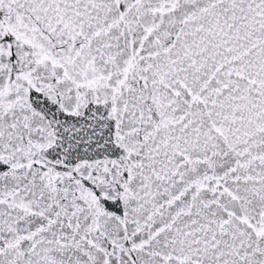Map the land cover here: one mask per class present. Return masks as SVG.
Here are the masks:
<instances>
[{
    "label": "snow or ice",
    "instance_id": "6c2138e0",
    "mask_svg": "<svg viewBox=\"0 0 264 264\" xmlns=\"http://www.w3.org/2000/svg\"><path fill=\"white\" fill-rule=\"evenodd\" d=\"M0 264H264V0H0Z\"/></svg>",
    "mask_w": 264,
    "mask_h": 264
}]
</instances>
